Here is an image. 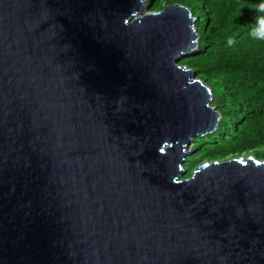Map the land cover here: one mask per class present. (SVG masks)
<instances>
[{"label":"water","instance_id":"95a60500","mask_svg":"<svg viewBox=\"0 0 264 264\" xmlns=\"http://www.w3.org/2000/svg\"><path fill=\"white\" fill-rule=\"evenodd\" d=\"M190 8L0 0V264H264V159H206Z\"/></svg>","mask_w":264,"mask_h":264},{"label":"trees","instance_id":"16d2710c","mask_svg":"<svg viewBox=\"0 0 264 264\" xmlns=\"http://www.w3.org/2000/svg\"><path fill=\"white\" fill-rule=\"evenodd\" d=\"M176 1L198 16L200 34L197 52L181 62L189 61L212 87L221 113L217 129L196 138L199 157L252 154L264 159V0H162Z\"/></svg>","mask_w":264,"mask_h":264},{"label":"rangeland","instance_id":"374dc122","mask_svg":"<svg viewBox=\"0 0 264 264\" xmlns=\"http://www.w3.org/2000/svg\"><path fill=\"white\" fill-rule=\"evenodd\" d=\"M154 2H156V3H159V4H163V2H162V0H146V5H147V7L149 8V9H151L152 7H150V6H152V4L154 3ZM197 50L198 49H196L191 55H193L194 53H196L197 52ZM191 55H187V56H184V57H182V59L183 58H185L186 60H188L189 58V56H191ZM181 61V60H180ZM186 62V61H185ZM189 63V61L187 62V64ZM194 70H195V72H196V69L194 68V67H192ZM214 102V101H213ZM213 133V132H212ZM208 134H210V133H208ZM208 134H206V135H204V136H202V137H205V136H207ZM213 138H216V143H219L220 141H221V138L219 137V136H217V135H215V136H213ZM207 140V143L206 144H208V143H210V141L211 140H209L208 138L206 139ZM213 143H214V141H213ZM190 148L192 149V151H190L188 154H186L185 155V158H184V160H183V165H184V167L186 168V171H185V173L183 174V176H188V175H190L191 174V171L193 170V169H195L196 167H197V165L198 164H200V163H202L203 161H205L206 159H215V158H217V157H215V158H213V155H211V156H201V157H199V155H200V153H201V148L199 147V146H197V140H196V138H195V140L190 144ZM210 155V154H209ZM236 155V154H235ZM244 155V154H243ZM231 156H234V155H230L229 157H231ZM196 158V159H195ZM228 158V157H227ZM193 159H195V160H193Z\"/></svg>","mask_w":264,"mask_h":264}]
</instances>
